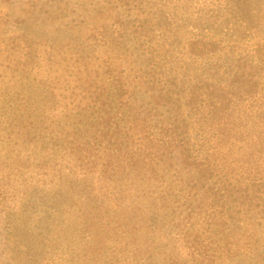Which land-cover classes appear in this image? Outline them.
I'll use <instances>...</instances> for the list:
<instances>
[{
	"label": "trees",
	"instance_id": "16d2710c",
	"mask_svg": "<svg viewBox=\"0 0 264 264\" xmlns=\"http://www.w3.org/2000/svg\"><path fill=\"white\" fill-rule=\"evenodd\" d=\"M131 12V0H0V43L9 61L31 65L42 49L51 57L54 50L78 46L75 61L88 65L91 57L85 52L93 46L94 51L105 50L102 64L107 74L88 88L84 83L82 88L70 86V94L60 97L42 82L45 92L38 99L34 91L35 96L19 98L14 115L0 128V143L9 146L4 159L14 151L15 166L35 167L38 175L50 165L56 175H143L151 183L163 175V193L148 199L163 209V235L171 239L172 229L191 248L187 259L177 246L180 251L174 255L163 249V264H213L206 255L194 257L201 255L189 235L196 213L212 210L209 219L221 220L212 222L227 229L226 236L235 231L238 225L232 222L239 217L250 218L264 232V109L256 114L252 108L247 112L237 107L244 86H250L240 76L228 90L195 85L188 99L198 126L200 153L194 154L177 82L163 80V73L153 69L152 51L140 46L141 29ZM214 44L196 40L192 51L200 54ZM259 56L264 64L262 52ZM142 57L148 59L146 65L140 63ZM133 191L136 194L121 187L111 193L115 204L130 209L124 224L131 234L144 219L142 200L147 197ZM13 228L20 236L33 233L26 224ZM249 230V252L263 259L260 237ZM229 237L222 249L231 259L237 253ZM22 242L11 244V251L22 257L19 264H43L46 243Z\"/></svg>",
	"mask_w": 264,
	"mask_h": 264
},
{
	"label": "rangeland",
	"instance_id": "374dc122",
	"mask_svg": "<svg viewBox=\"0 0 264 264\" xmlns=\"http://www.w3.org/2000/svg\"><path fill=\"white\" fill-rule=\"evenodd\" d=\"M131 7L132 18L142 33L140 46L152 51V68L163 73V80L171 77L177 82L194 154L200 153L198 126L188 99L195 85L208 83L228 90L240 76L250 86H244L241 100H235L237 107L247 112L252 108L256 114L264 109V64L259 56L262 52L264 57V0H131ZM196 40L215 44L203 47V52L197 54L192 51ZM79 48L54 50L51 57L42 49L37 61L29 65L23 60L18 64L9 61L0 43V128L14 115L19 98L32 96L34 91L38 99L45 92L42 82L50 91L53 87V95L60 97L70 94V86L82 88L84 83L88 88L94 82H102V76L107 77L102 64L105 50L87 48L89 52H84L91 59L90 64L84 65L75 61L73 51ZM114 60L116 64V57ZM140 61L146 65L148 59L142 57ZM8 149L7 144L0 143V264H19L22 259L11 251L12 242L30 243L36 239L39 244L46 243L43 264H163V249L174 255L180 251L176 246L185 259L190 256L191 248L172 229L168 233L171 239L163 235V209L148 199L163 193V175L157 183L148 182L143 175H114L113 179L108 178L110 175H56L51 165L44 166V172L38 175L35 167L17 168L14 151L4 159ZM121 187L134 194L133 190L138 189L147 196L142 200L144 219L133 227L138 230L134 234L124 224L130 209L115 204L116 195L111 198V193ZM211 212L196 213L193 228H189V235L201 252L194 257L201 259L206 255L214 260L213 264H264V256L258 259L249 252L252 243L248 238L252 229L250 233L260 237L257 245L262 250V229L250 218L231 221L238 226L228 235L230 248L237 253L230 259L222 249L229 231H222V225L217 227L212 222L221 220L209 219L207 213ZM16 223L28 225L33 233L18 235L13 228ZM203 263L207 261L200 262Z\"/></svg>",
	"mask_w": 264,
	"mask_h": 264
}]
</instances>
